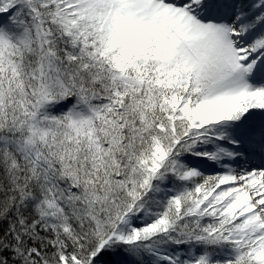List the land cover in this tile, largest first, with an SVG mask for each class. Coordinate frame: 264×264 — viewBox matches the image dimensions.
<instances>
[{
    "label": "snow or ice",
    "instance_id": "1",
    "mask_svg": "<svg viewBox=\"0 0 264 264\" xmlns=\"http://www.w3.org/2000/svg\"><path fill=\"white\" fill-rule=\"evenodd\" d=\"M0 264H264V0H0Z\"/></svg>",
    "mask_w": 264,
    "mask_h": 264
}]
</instances>
